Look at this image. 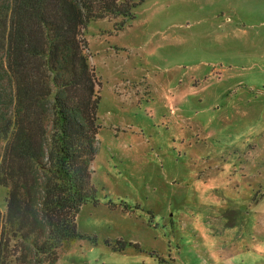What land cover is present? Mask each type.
<instances>
[{
  "label": "rangeland",
  "instance_id": "1",
  "mask_svg": "<svg viewBox=\"0 0 264 264\" xmlns=\"http://www.w3.org/2000/svg\"><path fill=\"white\" fill-rule=\"evenodd\" d=\"M131 2L84 32L95 194L54 264H264V0Z\"/></svg>",
  "mask_w": 264,
  "mask_h": 264
},
{
  "label": "trees",
  "instance_id": "2",
  "mask_svg": "<svg viewBox=\"0 0 264 264\" xmlns=\"http://www.w3.org/2000/svg\"><path fill=\"white\" fill-rule=\"evenodd\" d=\"M131 0H0V264H54L94 201L97 78L84 32Z\"/></svg>",
  "mask_w": 264,
  "mask_h": 264
}]
</instances>
